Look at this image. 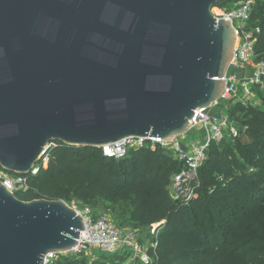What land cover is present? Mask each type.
<instances>
[{
  "label": "water",
  "instance_id": "obj_1",
  "mask_svg": "<svg viewBox=\"0 0 264 264\" xmlns=\"http://www.w3.org/2000/svg\"><path fill=\"white\" fill-rule=\"evenodd\" d=\"M223 0H0V168L28 176L62 142L187 133L225 91L235 31ZM84 217L0 182V264L70 252Z\"/></svg>",
  "mask_w": 264,
  "mask_h": 264
},
{
  "label": "trees",
  "instance_id": "obj_2",
  "mask_svg": "<svg viewBox=\"0 0 264 264\" xmlns=\"http://www.w3.org/2000/svg\"><path fill=\"white\" fill-rule=\"evenodd\" d=\"M251 23L259 27L256 59H264V0H256ZM255 95L260 106L228 104L226 113L238 134L210 142L188 204L168 194L182 163L159 145L131 149L115 159L95 147L54 142L37 173L26 176L28 189L15 195L69 205L77 200L91 209L93 219L99 215L97 206L91 207L93 199L104 206L120 199L127 223L155 225L157 244L149 251L154 264H222L232 251L244 259L240 264H264V90L256 88ZM81 255L61 254L57 264H119L102 257L87 262Z\"/></svg>",
  "mask_w": 264,
  "mask_h": 264
},
{
  "label": "built area",
  "instance_id": "obj_3",
  "mask_svg": "<svg viewBox=\"0 0 264 264\" xmlns=\"http://www.w3.org/2000/svg\"><path fill=\"white\" fill-rule=\"evenodd\" d=\"M256 0H228L222 7L212 8L216 19L229 20L236 35L233 57L224 77L225 91L223 96L206 109L194 112L190 130L182 135L161 140L159 137H129L121 141L103 145L100 149L104 156L119 159L129 150L156 145L166 149L170 156L182 163L167 187L168 194L188 204L194 196L198 168L208 157L210 142L218 143L238 134L234 123L227 112L230 102H245L255 94V89L264 90V59L257 60L254 49L255 37L259 27L251 23V13ZM47 150V147H46ZM46 152V151H45ZM40 159L47 160L45 153ZM40 159L34 164L31 175L38 171ZM0 182L12 193H21L28 189L26 176L12 174L0 168ZM79 212L85 220V230L80 232L77 245L68 253L80 255L96 249L101 253H117L130 261L141 264H154V257L149 254L157 244L155 225L151 231L149 248L138 241L137 230H129L115 224L107 215L99 214L95 219L91 209L85 207ZM58 254L47 253L42 264H57Z\"/></svg>",
  "mask_w": 264,
  "mask_h": 264
},
{
  "label": "rangeland",
  "instance_id": "obj_4",
  "mask_svg": "<svg viewBox=\"0 0 264 264\" xmlns=\"http://www.w3.org/2000/svg\"><path fill=\"white\" fill-rule=\"evenodd\" d=\"M213 12H216V10L213 9ZM246 102L253 106L261 105V99L258 98L255 94L250 99H248ZM52 145H53V142L46 145L47 149ZM93 201L94 203L91 205V207L97 206L98 214L107 215L110 219L113 220L115 224L119 225L122 228H129V230H137L138 241L143 247L149 248L150 242H151L150 229L146 227L134 225L130 222L127 223L126 216L122 215L121 213L122 201L120 199L114 200L113 203L110 204L109 206L102 205L99 200L93 199ZM261 201L264 202V196L261 197ZM72 204L75 205L76 208L80 211H83V209L86 206L77 200H73ZM260 205L261 204H259V206ZM225 240H227V238ZM240 246L241 245H239V248ZM81 256L84 257L87 262H90L93 259H98L102 257L104 258V260H106V262H117L118 261L119 264H141L139 261H136V260L130 261L129 258L120 257V255H117V253L115 252L114 253H101L96 249L88 250L85 253H82ZM243 261L244 259L239 253H237V251H232V256L230 257L225 256L224 259H222V262H223L222 264H240V262H243Z\"/></svg>",
  "mask_w": 264,
  "mask_h": 264
}]
</instances>
